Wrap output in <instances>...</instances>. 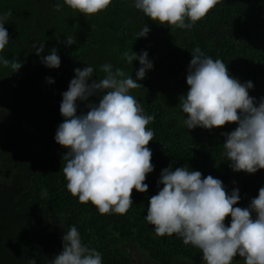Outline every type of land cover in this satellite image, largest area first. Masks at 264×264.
<instances>
[{
  "label": "trees",
  "instance_id": "trees-1",
  "mask_svg": "<svg viewBox=\"0 0 264 264\" xmlns=\"http://www.w3.org/2000/svg\"><path fill=\"white\" fill-rule=\"evenodd\" d=\"M57 3L64 5L60 11L55 10ZM8 11L12 15L4 27L9 43L0 57L15 59L22 67L13 73L0 63V264H51L72 226L85 246L101 253L102 264H205L201 250L185 245L181 237L155 234L145 219L148 202L163 187L158 180L169 166L212 175L229 195L238 189L240 200L234 207H248L264 187V169L248 174L230 167L222 133H230L237 124L188 129L187 114L179 105L188 91V66L197 47L221 59L241 83L251 81L249 95L257 104L264 97V0H220L205 18L185 29L152 21L135 8V0H112L95 15L73 10L64 0H0V16ZM145 25L149 33L137 38ZM69 36L75 44L64 42ZM40 43L44 51L38 56L33 44L38 48ZM54 47L61 59L58 69L41 62ZM125 51H146L153 64L137 81L142 86L130 94L146 115L155 117L147 126L155 132L147 146L154 171L147 174L146 193L133 190V205L126 214L101 215L91 202L81 204L67 190L62 169L68 150L55 135L64 120L62 93L74 70L91 66L93 79L103 78L101 66L108 63L113 71L121 68L136 79L139 61L128 64L122 58ZM99 98L78 100L77 114H86L87 104ZM230 223L228 216L225 225ZM232 264L244 261L237 255Z\"/></svg>",
  "mask_w": 264,
  "mask_h": 264
},
{
  "label": "clouds",
  "instance_id": "clouds-1",
  "mask_svg": "<svg viewBox=\"0 0 264 264\" xmlns=\"http://www.w3.org/2000/svg\"><path fill=\"white\" fill-rule=\"evenodd\" d=\"M220 0H135V8L152 21L176 28H191L205 18ZM112 0H64L69 8L84 15L106 10ZM64 5L57 3L55 10ZM11 11L0 16V52L9 43L4 27ZM186 20L189 23H186ZM150 29L145 25L137 38L146 37ZM75 44L71 36L64 41ZM39 56L44 51L40 43ZM122 58L128 64L138 60L136 79L121 68L113 71L111 64L101 66L103 78L93 79L91 66L76 68L68 90L62 93L60 113L64 117L58 126L55 141L68 151L62 171L67 190L78 197L81 204L91 202L101 215L126 214L133 201V190L146 193L147 174L154 171L152 151L147 147L155 132L147 126L155 119L146 115L141 103L130 90L142 85L138 80L153 68L146 51ZM46 67L58 69L61 59L57 49L41 61ZM0 63L18 72L21 62L0 57ZM48 83H54L47 78ZM188 91L180 97L179 105L187 114L184 124L211 130L230 123L238 126L226 137L223 147L230 167L235 172L254 174L264 169V97L258 104L249 90L251 81L241 83L229 74L221 59L206 56L195 48L186 77ZM99 95L98 103H89L86 114H77V101H87ZM163 185L148 202L146 221L153 225L157 236L181 237L185 245L201 250L205 264H232L239 255L244 264H264V187L248 207H234L240 200L239 190L229 195L223 182L212 175L203 177L200 171L188 167L171 166L163 169L158 180ZM47 196L46 190L42 192ZM253 213L255 217L253 218ZM231 217L230 226L225 225ZM63 250L51 264H102L99 251L85 246L77 227L72 226L62 237ZM29 264H36L31 260Z\"/></svg>",
  "mask_w": 264,
  "mask_h": 264
}]
</instances>
